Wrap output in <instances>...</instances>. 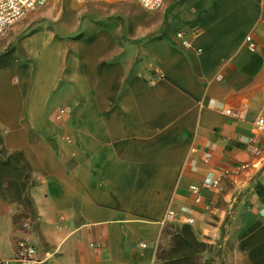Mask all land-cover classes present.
Instances as JSON below:
<instances>
[{"label":"crops","instance_id":"obj_1","mask_svg":"<svg viewBox=\"0 0 264 264\" xmlns=\"http://www.w3.org/2000/svg\"><path fill=\"white\" fill-rule=\"evenodd\" d=\"M87 2L49 0L19 26L22 58L0 68L3 144L24 154L37 181L28 228L0 199V257L156 264L172 206L173 223L213 246L205 257L264 264V138L255 126L264 117V0H165L153 10ZM52 24L74 37H56ZM225 108H245V118ZM246 161L257 165L232 170ZM225 169L197 202L191 186ZM19 239L36 245V262L17 258Z\"/></svg>","mask_w":264,"mask_h":264},{"label":"trees","instance_id":"obj_2","mask_svg":"<svg viewBox=\"0 0 264 264\" xmlns=\"http://www.w3.org/2000/svg\"><path fill=\"white\" fill-rule=\"evenodd\" d=\"M1 57V56H0ZM13 61L6 60L0 68L10 65ZM6 183V185H5ZM37 184L32 167L20 151H10L4 147L0 129V199L17 204L21 215H14V225L19 226V218L34 221L37 218L34 200L30 190ZM19 215V218H18ZM170 236L169 246L163 244L166 236ZM209 244L200 241L189 224L174 226L166 224L163 237L157 248L156 264H206L200 257L207 251ZM210 264H217L214 260Z\"/></svg>","mask_w":264,"mask_h":264},{"label":"built area","instance_id":"obj_3","mask_svg":"<svg viewBox=\"0 0 264 264\" xmlns=\"http://www.w3.org/2000/svg\"><path fill=\"white\" fill-rule=\"evenodd\" d=\"M49 0H0V38H2L10 27L25 16L29 15L35 10L47 5ZM78 3H84L90 0H75ZM138 2L143 8L153 10L161 7L165 0H134ZM177 39L184 46H191V42L186 38V34L184 31H178L176 33ZM247 47L254 51L257 47L256 42L253 40L252 36L248 35L245 38ZM224 113L230 115L235 118H245L246 109H231L225 108ZM255 126L261 136L264 138V117H259L255 121ZM257 142V138H249V151L253 154H257L259 152L255 143ZM257 164L252 162H239L232 169L235 172H241L247 170L251 167H255ZM229 173L228 169L223 170L220 173H210V175L202 181L199 185H192L191 190L196 195L195 200L197 202L201 201V191L204 188L209 187H218L220 185V181L224 176ZM177 220V212L172 206H168L166 208L163 221L166 224L173 223ZM187 221H191L187 219ZM24 228H28L29 221H25L23 223ZM37 247L34 243H31L27 239H19L17 242V258L27 262L33 263L37 261ZM0 264H8V261L0 257Z\"/></svg>","mask_w":264,"mask_h":264},{"label":"rangeland","instance_id":"obj_4","mask_svg":"<svg viewBox=\"0 0 264 264\" xmlns=\"http://www.w3.org/2000/svg\"><path fill=\"white\" fill-rule=\"evenodd\" d=\"M66 1L67 3H70V2H76L75 0H64ZM78 3V2H77ZM85 3H88V2H84V3H79V4H85ZM122 4H127V5H130V6H134L135 3H133V1H121ZM138 3V2H137ZM54 8H57V6H54ZM65 8V7H63ZM59 11L58 13H64L66 12V10H61V6H59ZM35 11H33L32 13H30L29 15L25 16L24 18H21L20 20H18L17 22H15L11 27L10 29L7 31V33L2 37L0 38V46H2V48L0 49V53H1V57H0V64L6 62V60H12V61H15L17 59H20L22 58V50L20 49L19 45H18V39L27 31L26 29H22V28H19V26L21 24H23L24 22H26V20L30 17L31 14L35 13ZM68 12V11H67ZM75 12L77 13H81L80 10H75ZM82 13H87L86 11L85 12H82ZM89 14V13H88ZM92 19H96V16H91ZM52 30L55 31V35L56 37H74V35L71 33V30L70 28H65V27H61L60 26V29H56V27L54 26V24H52ZM68 34V35H66ZM6 185V183H5ZM17 206V204H16ZM18 208V206H17ZM17 214L21 215V208H18V211H17ZM19 215H18V218H19ZM26 221V219H23V218H19V226H22V224ZM29 222H32L30 220H28ZM170 225H174V226H180V225H183V224H188V223H183V224H178V223H169ZM163 244L165 246H169L170 244V236H166L163 240ZM209 244V243H208ZM213 248L212 245L209 244V248L207 251L201 253L200 257L202 258V261L203 262H207L206 264H210L208 261L210 260H214V262H216V260L212 257H205L206 253L208 251H210L211 249ZM158 264V262H157Z\"/></svg>","mask_w":264,"mask_h":264}]
</instances>
